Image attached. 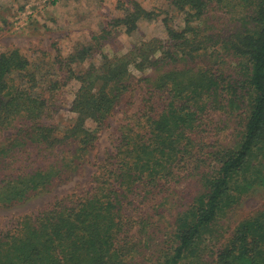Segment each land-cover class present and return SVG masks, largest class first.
Here are the masks:
<instances>
[{
	"label": "trees",
	"instance_id": "16d2710c",
	"mask_svg": "<svg viewBox=\"0 0 264 264\" xmlns=\"http://www.w3.org/2000/svg\"><path fill=\"white\" fill-rule=\"evenodd\" d=\"M166 1L182 18V26L162 19L166 39L77 73L74 63L92 56L82 48L58 63L46 86L18 49L0 53V209L66 181L121 98L135 91L142 98L118 127L115 151L94 164L86 191L0 230V264H205L211 227L264 188V0ZM128 4L110 27L131 34L139 20L159 17ZM101 38H92L98 49ZM70 81L78 83L75 117L61 129L55 115ZM218 113L239 119L234 143L220 140ZM185 183L192 190L179 202ZM212 257L213 264H264V208L241 220Z\"/></svg>",
	"mask_w": 264,
	"mask_h": 264
},
{
	"label": "rangeland",
	"instance_id": "374dc122",
	"mask_svg": "<svg viewBox=\"0 0 264 264\" xmlns=\"http://www.w3.org/2000/svg\"><path fill=\"white\" fill-rule=\"evenodd\" d=\"M130 0H0V53L18 49L31 63L42 86L58 76V63L65 62L69 55L76 54L82 48H90L92 56L84 63L75 62L73 67L77 73L90 65L101 66L103 56L112 59L128 55L136 46L153 38L166 39V32L162 23L167 18L174 24L182 26V18L168 6L166 0H134L144 9L154 11L159 17L152 21L141 19L137 29L126 34L123 28L110 27L113 20L123 16V7L128 6ZM105 30L111 34L105 35ZM98 35L105 36L99 42L92 38ZM211 61L208 65H214ZM234 64L223 69L232 70ZM222 68V67H221ZM223 70V71H224ZM138 79L142 74L134 72ZM234 76H237L235 73ZM237 78V77H236ZM78 89L76 81H70L64 89L63 105L55 115V122L59 128L71 123L75 117L70 111L71 102ZM142 91V90H141ZM140 91L124 95L107 125L98 134L94 148L88 151L84 158V165L74 166L67 174L66 181L56 183L44 193L34 195L25 202L8 209H0V230L13 227L17 220L28 214L37 213L58 198L71 193L81 194L89 187V182L96 173L98 165L108 155L115 151L117 129L124 123L127 116L136 113L142 100ZM214 128L218 127V134L222 142L231 144L236 141L241 129L239 119L228 121L224 115H213ZM87 127L94 129L93 123ZM213 128V126H212ZM212 130L211 137L216 136ZM3 138H0V143ZM95 164V165H94ZM176 193L174 199L179 200L187 196L192 190L190 184L185 183ZM185 193V195H181ZM264 208V188L254 189L244 196L236 206L229 208L211 227L210 233L205 236L206 259L205 264H213V250H216L244 218ZM173 212V211H172ZM174 214V212H173ZM171 212L166 215L165 223L168 226L173 221ZM165 237L171 236L170 228L164 232ZM155 260L146 261L152 264ZM187 264V263H186ZM194 264V263H193Z\"/></svg>",
	"mask_w": 264,
	"mask_h": 264
}]
</instances>
